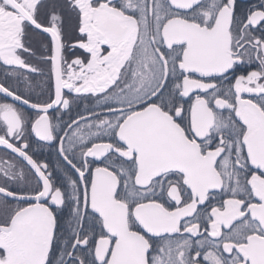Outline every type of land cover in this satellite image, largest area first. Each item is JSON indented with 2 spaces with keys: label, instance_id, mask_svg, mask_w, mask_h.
<instances>
[{
  "label": "snow or ice",
  "instance_id": "1",
  "mask_svg": "<svg viewBox=\"0 0 264 264\" xmlns=\"http://www.w3.org/2000/svg\"><path fill=\"white\" fill-rule=\"evenodd\" d=\"M0 67V264H264V0H0Z\"/></svg>",
  "mask_w": 264,
  "mask_h": 264
},
{
  "label": "flooded vegetation",
  "instance_id": "2",
  "mask_svg": "<svg viewBox=\"0 0 264 264\" xmlns=\"http://www.w3.org/2000/svg\"><path fill=\"white\" fill-rule=\"evenodd\" d=\"M63 2H64V0H49L50 4H56V5H63ZM260 2H261V0H237V5H238V9L240 11H247V8L249 6L259 5ZM63 14H64L65 35H66V37H71L73 35L72 25L75 23L74 18L67 11V9L63 10ZM47 39L48 38L46 35H40V36L35 37L32 40V42H31L32 47L37 51V54L41 53L44 50L42 44ZM245 67H246V70H245L244 74H246V71L254 70L256 65L253 64L250 67H248V66H245ZM237 74H240V73H237ZM4 79H5L4 69L2 67H0V80H4ZM44 80H45L44 77L37 78V83H39L40 87L37 89L36 93L33 94V99H35L36 96L40 92H43V94H44L42 99L47 98L48 89H47V85L44 82ZM8 82L11 83V80H9ZM245 95H247V94H245ZM91 107H94V104H93L91 99L78 100L72 105L71 113H65L64 119L67 120L69 118V116H71L72 118H75L77 112L82 113V112H84V110L86 108H91ZM33 150H34L35 156L38 160L47 161L50 164V166H51V168L55 174L54 179L59 181V178L64 176L65 169H64L63 165H61L60 162L58 161L55 149L48 147V146L37 147L34 144ZM0 151H2V149H0ZM65 212H67V209L65 210ZM62 223H66V220L64 217H62Z\"/></svg>",
  "mask_w": 264,
  "mask_h": 264
}]
</instances>
